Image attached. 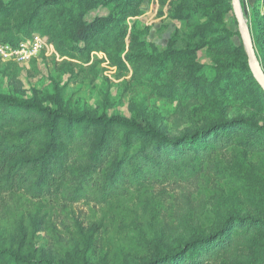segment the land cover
I'll use <instances>...</instances> for the list:
<instances>
[{
	"label": "rangeland",
	"instance_id": "1",
	"mask_svg": "<svg viewBox=\"0 0 264 264\" xmlns=\"http://www.w3.org/2000/svg\"><path fill=\"white\" fill-rule=\"evenodd\" d=\"M2 1L8 4L13 0ZM188 1L145 0L142 14L128 20L129 30H137L140 38L148 46L155 44L158 51L166 50L172 38L174 48L184 50L201 41L193 40L191 33L207 22L202 5L209 7L210 3L215 10V28L224 25L231 36L229 41L197 53L202 73L213 79L219 65L229 64L236 71L248 67V74L255 78L232 0L231 11L225 6L227 0H191L188 10L192 19H171L170 14L187 8L184 4ZM239 5L264 71V0H239ZM114 7L110 0H101L85 20L109 17L117 12ZM217 36L209 34L207 40ZM0 95L35 97L47 107L55 109L60 104L76 114L134 119L172 137L204 128L219 118L252 116L264 122V111L227 91L211 100H161L147 78L117 66L103 52L89 59H70L47 46L24 64L0 58ZM262 172L264 156L234 147L218 151L195 177L129 187L103 205L87 200L76 204L34 200L18 193L2 195L0 248L33 261L145 264L194 236L208 235L227 215L264 216V187L256 185ZM250 237V242L239 243L236 249H222L208 264H264V232ZM5 264L16 262L5 259Z\"/></svg>",
	"mask_w": 264,
	"mask_h": 264
},
{
	"label": "trees",
	"instance_id": "2",
	"mask_svg": "<svg viewBox=\"0 0 264 264\" xmlns=\"http://www.w3.org/2000/svg\"><path fill=\"white\" fill-rule=\"evenodd\" d=\"M100 1L13 0L5 4L0 0V41L18 47L39 34L47 47L64 58L89 59L103 52L117 66L147 78L161 100H211L227 91L264 111V90L248 74V67L236 71L229 64L219 65L213 79L202 73L197 53L231 36L224 25L215 28L210 3L202 5L207 22L191 33L193 40L201 41L177 50L172 38L166 50L158 51L137 30H129L128 20L142 14L145 0H110L115 14L87 22L86 14ZM184 5L187 8L170 14L171 19L193 18L188 10L192 1ZM225 6L231 11L229 0ZM209 34L218 36L207 40ZM234 147L264 156V122L252 116L219 118L172 137L134 119L76 114L60 104L55 109L47 107L35 97L0 95V196L18 193L34 200L59 199L69 204L87 200L103 205L129 187L195 177L218 151ZM256 185L264 187L263 172L258 173ZM261 231L264 216L227 215L208 235L194 236L145 264H208L222 249H236ZM5 259L16 264H77L45 258L33 261L0 248V264Z\"/></svg>",
	"mask_w": 264,
	"mask_h": 264
},
{
	"label": "built area",
	"instance_id": "3",
	"mask_svg": "<svg viewBox=\"0 0 264 264\" xmlns=\"http://www.w3.org/2000/svg\"><path fill=\"white\" fill-rule=\"evenodd\" d=\"M45 48L46 45L39 34H33L18 47L0 41V58L24 64L33 57H38Z\"/></svg>",
	"mask_w": 264,
	"mask_h": 264
},
{
	"label": "water",
	"instance_id": "4",
	"mask_svg": "<svg viewBox=\"0 0 264 264\" xmlns=\"http://www.w3.org/2000/svg\"><path fill=\"white\" fill-rule=\"evenodd\" d=\"M232 5L234 15L238 24V29L249 56L251 68L255 74L257 82L264 90V71L256 54L249 26L243 18V13L239 5V0H232Z\"/></svg>",
	"mask_w": 264,
	"mask_h": 264
}]
</instances>
